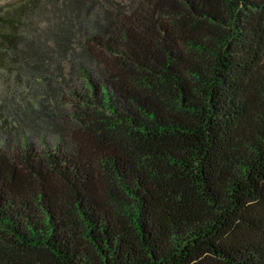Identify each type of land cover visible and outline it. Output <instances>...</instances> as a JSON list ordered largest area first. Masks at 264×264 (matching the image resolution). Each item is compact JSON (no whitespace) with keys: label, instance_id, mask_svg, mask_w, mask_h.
<instances>
[{"label":"trees","instance_id":"trees-1","mask_svg":"<svg viewBox=\"0 0 264 264\" xmlns=\"http://www.w3.org/2000/svg\"><path fill=\"white\" fill-rule=\"evenodd\" d=\"M71 9L78 109L0 146V264H264V0ZM72 37L24 44L29 68Z\"/></svg>","mask_w":264,"mask_h":264},{"label":"rangeland","instance_id":"rangeland-1","mask_svg":"<svg viewBox=\"0 0 264 264\" xmlns=\"http://www.w3.org/2000/svg\"><path fill=\"white\" fill-rule=\"evenodd\" d=\"M130 1L114 0L119 6ZM72 3L73 0H0V43L7 48L10 37L15 36L19 45L15 54L11 51L12 61L0 64L1 147L15 149L26 140L52 142L57 137L55 121L59 119L67 125L76 116L73 110L78 109V98L73 89L80 90L84 80L76 67L72 69L71 52L82 46ZM84 22L91 27L90 20ZM66 28L73 31L69 53L61 58L58 54L59 60L45 71L29 68L27 64L35 57L23 53L24 44H43L49 51L44 58L54 57V51L60 50L59 36Z\"/></svg>","mask_w":264,"mask_h":264}]
</instances>
